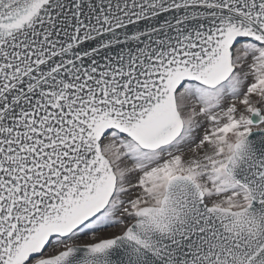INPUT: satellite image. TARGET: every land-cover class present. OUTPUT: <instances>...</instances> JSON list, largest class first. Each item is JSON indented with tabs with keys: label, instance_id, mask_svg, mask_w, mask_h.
Here are the masks:
<instances>
[{
	"label": "snow or ice",
	"instance_id": "6c2138e0",
	"mask_svg": "<svg viewBox=\"0 0 264 264\" xmlns=\"http://www.w3.org/2000/svg\"><path fill=\"white\" fill-rule=\"evenodd\" d=\"M0 264H264V0H0Z\"/></svg>",
	"mask_w": 264,
	"mask_h": 264
}]
</instances>
